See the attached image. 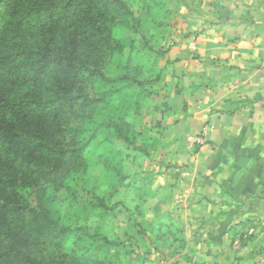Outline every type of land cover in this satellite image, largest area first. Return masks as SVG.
<instances>
[{
	"label": "trees",
	"instance_id": "1",
	"mask_svg": "<svg viewBox=\"0 0 264 264\" xmlns=\"http://www.w3.org/2000/svg\"><path fill=\"white\" fill-rule=\"evenodd\" d=\"M152 7L145 3L143 16H136L125 0H0V264H8L15 238L68 231L59 224L56 194L70 183L53 175L56 168L78 163L113 136L142 150L120 112L138 105L143 65H131L132 53L150 61L155 82L164 75L153 71L154 48L144 34L148 23H156ZM117 26L138 34L142 45L114 36ZM119 152L111 143L104 148L106 171L116 172L111 157ZM98 200L93 207L104 206ZM170 227L155 218L150 231L164 242ZM230 230L235 236L238 228ZM98 252L84 253L82 263L109 264Z\"/></svg>",
	"mask_w": 264,
	"mask_h": 264
},
{
	"label": "crops",
	"instance_id": "2",
	"mask_svg": "<svg viewBox=\"0 0 264 264\" xmlns=\"http://www.w3.org/2000/svg\"><path fill=\"white\" fill-rule=\"evenodd\" d=\"M255 1L226 0L237 5L232 16L221 0L217 22L204 25L184 14L167 48L157 177L169 191V208L182 212L186 241V260L169 264H211L208 258L231 254V227L264 222V106L257 89L264 29L253 25ZM193 139L199 143L191 150ZM252 246L251 240L244 248Z\"/></svg>",
	"mask_w": 264,
	"mask_h": 264
},
{
	"label": "rangeland",
	"instance_id": "3",
	"mask_svg": "<svg viewBox=\"0 0 264 264\" xmlns=\"http://www.w3.org/2000/svg\"><path fill=\"white\" fill-rule=\"evenodd\" d=\"M125 1L136 16H143L145 3L150 2L153 6L151 14L156 23L150 22L147 29H144L150 46L154 48L153 71L166 70L169 64L166 60L167 48L172 41L174 27L185 24L182 18L184 14L191 13L190 19H197L203 22L202 25L204 21L217 22L220 16L221 0ZM222 1L223 5H227L224 11L236 16L237 5ZM252 5L253 25L264 29V0H256ZM210 9L217 10L218 15L210 13ZM232 19L230 17L227 20ZM113 34L117 37H133L139 47L143 42L138 34L128 28L117 26ZM259 36L264 38L263 31ZM158 49H162L164 54H156ZM128 54V48H125L123 57ZM139 55L131 54L132 66L143 65L141 73L137 75L138 84L135 89L138 105L129 111L123 110L120 115L128 134L135 135L136 144L142 150L113 136L90 147L78 163H63L56 168L53 175L70 183L69 189H60L56 194L61 216L59 224L68 231L63 236L57 231L46 230L35 238H15V249L8 264H35L45 260L51 264H83L81 256L84 253H97L99 250V255L109 259V264H169L171 259L186 260V256L181 254L186 241L178 224L182 212L178 211L177 216V211L169 208V191L158 184L157 177L155 155L157 135L161 133L157 126V108L164 101L160 97L163 94L162 81H154V74L149 75L150 61ZM120 59L115 58L113 62L117 64ZM259 73L264 76V65L260 66ZM258 86L264 106V77L259 79ZM108 143L120 151L111 157L116 172L106 171L100 162V154ZM196 143H199L198 140H191L189 148L193 150ZM146 151L148 155H145ZM261 169L264 167L261 166ZM67 172L71 176H66ZM98 199L104 206L93 207L99 202ZM155 218L171 225L164 242H157L150 231V224ZM102 237H106V241H102ZM251 240L253 246L244 248L247 241ZM230 246V255L222 254L220 257L208 258V261L211 264H264V222L238 227Z\"/></svg>",
	"mask_w": 264,
	"mask_h": 264
}]
</instances>
